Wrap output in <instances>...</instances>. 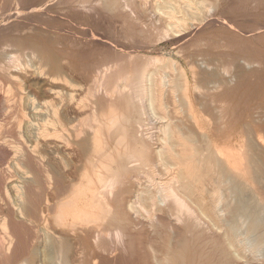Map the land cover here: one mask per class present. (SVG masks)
Here are the masks:
<instances>
[{"label":"bare ground","instance_id":"1","mask_svg":"<svg viewBox=\"0 0 264 264\" xmlns=\"http://www.w3.org/2000/svg\"><path fill=\"white\" fill-rule=\"evenodd\" d=\"M229 1L242 0H153L166 16L155 34L169 36L186 67L133 55L135 31L125 33L134 47L95 30L81 40L68 34L73 48L117 53L102 58L53 37L23 40L56 10L99 20L126 11L145 26L132 10L138 2L147 9L146 0H21L5 11L0 73L16 85L0 92V149L18 178L12 193L0 192V258L20 243L15 221L29 231L13 264H116L128 242L147 250L146 264H264V111L234 102L264 55L195 48L203 25L236 28L223 12L216 18ZM30 187L41 201L28 197Z\"/></svg>","mask_w":264,"mask_h":264},{"label":"rangeland","instance_id":"2","mask_svg":"<svg viewBox=\"0 0 264 264\" xmlns=\"http://www.w3.org/2000/svg\"><path fill=\"white\" fill-rule=\"evenodd\" d=\"M146 1L148 2L147 9H146L145 6H141L140 3L138 2V3L135 4V6H134V8L132 10L134 12V14H137V15H139L141 17V20H142L141 23L144 24L145 26H142L139 23H136L135 20L133 21V19H131L129 17L128 12H126V11H124V12L123 11H121V12L118 11V12H113V13L109 12L107 14L104 13L103 14L104 18L102 20H99L97 18L95 19L94 16H92V17H81L80 18L79 16H74V15L70 14L68 11H64L63 10L65 12L64 13L62 10L61 11L60 10H56V12H52L51 13L52 16H48L47 17L48 20L47 19L44 20V22L46 23V24H43L44 27H42L43 25H41V26H39L40 27L39 29H37L34 32H31L30 33L31 35L30 34L24 35L25 39H23V40L29 41V42H38L39 40H41V41H39L40 43H43V42L44 43H48L49 39H51L53 37V39L55 41L59 40V41L62 42V44H60V47H63V48L66 47L67 49H71V51L73 53H75V51H80V53L82 52L81 53L82 55H83V53L84 54H90L89 52H91L92 49H93L97 54H99L100 51H98V49H96V47H93V48H90V49H86L85 48L83 50V48H79V49L73 48L72 47L73 46L72 43H70L71 42V39H70L71 37H73L74 39H77V40H79V39L81 40L86 35L87 36L90 35L89 31H94L95 30V32L103 33L105 35H108L107 37H110V39H112V40L118 41L119 43L123 44L124 46H125V44H127L128 46L131 45V42L134 40V43L136 42L135 46L136 45L138 46V50H137L138 52L137 53L134 52L133 55L137 54L138 56H141V57H144V56L170 57L172 59L174 58L175 61L177 59L176 62H177V66L178 67L179 66L186 67L183 54L178 51L179 49H177V47L172 43V40L169 38V36L162 38L161 36H158V34H155L157 32V29H155V27L158 28V26L164 25L166 16L161 14L159 11H154L152 9L153 8L152 7L153 0H146ZM243 2H244V0L239 2V4L241 3L239 5L237 3L235 4V1H233V2L229 1V3L227 5L225 4L226 8H222L220 11H217L216 18H218V17H220L222 15L223 17H220L221 20H223V21L226 20L227 22H229V20H230V22H234V27H236V28H233L232 31L228 30L227 26L222 25L220 22H218V23L214 22L216 24H210V25H213V26H210L209 24H208V26L203 25V31L200 34H198V36H200V38L202 39L201 40L202 42H200V43H202V44L204 43V46L199 43V46H196L195 48L196 49L198 48L200 50H209L212 54H217V55L221 54L224 57L246 56V55H250V54L255 53V51L260 52L261 54L264 55V41H263L264 40L263 39L264 38V31H263V29H264V0H259V2L255 3V4L246 3V2H244L245 3L244 4ZM233 4H234V6L237 5V6L242 7V8H240V10H239V7L236 6L239 11L236 9V7H235L234 10H236L237 12L236 11L234 12V10L231 11L230 9L232 8ZM230 6H231V8H230ZM142 7L145 8L147 11H145ZM20 8H21V0H0V16H2V17H0V23H2L4 17L8 13L16 12ZM5 11H8V13L5 12ZM151 11H152V14H150ZM57 12H59V13H57ZM3 14H6V15L3 16ZM69 14L71 16H74V17H70ZM153 14H154V16H153ZM55 16H57L58 18L55 17ZM61 17L64 20L61 19ZM108 17H109V19H108ZM145 17L146 18L148 17V18L146 19ZM154 17L156 19H154ZM213 17H215V15ZM157 19H158V21H157ZM68 20H70L71 22L68 21ZM113 20H114V22H113ZM232 20H234V21H232ZM53 22H56V23L53 25ZM116 23H118V24H116ZM49 25L52 26L51 29H50ZM73 25H75L74 26L75 29L72 27ZM78 25H80V26L82 25V26L80 27ZM204 26H205L206 29L204 28ZM47 27H49V28L47 29ZM61 27H63V28H61ZM84 27H87V29H90V30H87ZM207 27H209V28H207ZM239 27H242V28H239ZM259 27L262 28V29H260ZM61 29H62V31H61ZM83 29H85L86 31H82ZM234 29H236V30H234ZM67 30H68V32H67ZM71 30H73V31H71ZM243 31L244 32L246 31L247 33L246 32L245 33L247 35H245ZM254 31L257 32V33L253 34ZM64 32H67V33L65 34ZM70 32H73L72 34H74V35L77 33L78 36L77 35H75V36L71 35ZM127 32L131 33V34L134 32L132 34L133 35L132 41H130L129 44L125 40V33H127ZM138 32H140V33H138ZM81 33H82V35H81ZM68 34H69L70 38L68 37ZM256 36H258V37H256ZM259 36H262V38L259 37ZM34 37H35V39H34ZM217 39H219V40H217ZM239 40H241V41H239ZM254 40H255V42H254ZM211 41L213 43L212 44L213 46L211 45ZM220 41H222V42H220ZM228 42H230L231 44L228 43ZM219 43H221V44H219ZM222 43H224V45H222ZM205 44H207V45H205ZM225 44H226V46H225ZM227 45H228V47L230 49L227 47ZM230 45H232V46L230 47ZM200 46H202V47H200ZM205 46H206V48H205ZM207 46H208V48H207ZM210 46H212V47H210ZM129 47H134V45L129 46ZM144 47H145V49H144ZM242 48L245 49V50H242ZM232 49H233V51H231ZM101 52H102V53H100L101 56H99L97 58L110 57V56L114 57V56L117 55V53L112 52V51H109V52L101 51ZM215 52H217V53H215ZM146 54H148V55H146ZM263 64L264 63L258 64V66L255 67L256 69L260 68L259 70L262 69L261 72L258 70L259 71L258 75H254V76H251L249 78V80L251 82V88L248 90L249 92H247V94H245L244 97H241L240 95H238L237 97L234 98V102L238 101L241 104L242 103H244V104L249 103V105H247L248 107L256 108V106H258V107L261 108L262 111H264V65ZM1 76H2V74L0 73V79H1L0 87L1 88L3 87L2 90L0 89V92L3 93L6 90L4 88H8V87H11V86L13 87V86L16 85L15 80H13L12 78L10 79V77L4 76V75L2 77ZM3 79H4L5 82L3 81ZM6 81H7V83H6ZM244 100H245L246 103L243 102ZM244 104H242V106H245ZM4 106L6 107V103L5 102L3 103L2 100H1L0 101V120L1 121H2V119L5 120V118H6L4 116L5 115V111H4L5 107ZM5 161L7 162L6 155H4L3 151L1 150L0 151V192L1 193H4L6 191L5 189H7V187L9 189V192H11L10 183L9 182H11V180L15 181L16 178H18V176L13 177V178L11 177V175H13L14 173L10 172V170L7 169V167H6L7 163ZM4 168H6V169H4ZM13 170H14V172L16 174L17 172L15 171V169H13ZM18 172H19L18 174L20 175L21 172L20 171H18ZM18 174H16V175H18ZM8 178H10V179H8ZM2 189H3V191H2ZM37 191H39V189H34V188H31V187L28 188L27 189L28 197L31 200L41 201L43 199L42 192L41 191L37 192ZM1 206H2V203L0 201V208H2ZM12 225H13L12 227L14 229V232L17 234V237H18L20 243H18V245L16 246V249L14 250V252L12 254L13 257L11 255L9 257L10 259L9 258H7V259L0 258V264H13L15 261L20 259L22 251L25 249L24 247H27V243L28 242H27L26 239H27V236H28L27 233L29 231L28 228L26 226L22 225V224H19L18 222H15V221L12 223ZM2 231H3L2 227L0 226V234L2 233ZM25 240H26V242H25ZM22 247H23V249H22ZM129 249H133V250H129ZM140 250H143V251H140ZM141 254L143 256H141ZM144 254H145V256H144ZM147 255H148L147 250H145L143 248V246L139 242H134L132 245L129 244V242H128L125 254L122 255V260H121V258L118 259V261H117L118 263H116V264H122V263L123 264H134V263L135 264H146V263H148L147 261H149L148 257H146ZM186 255H189L188 250L186 251ZM144 257H146V258H144ZM136 261H137V263H136Z\"/></svg>","mask_w":264,"mask_h":264}]
</instances>
